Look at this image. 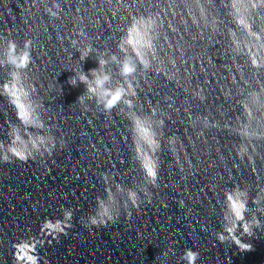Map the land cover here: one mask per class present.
Segmentation results:
<instances>
[{
    "label": "water",
    "instance_id": "95a60500",
    "mask_svg": "<svg viewBox=\"0 0 264 264\" xmlns=\"http://www.w3.org/2000/svg\"><path fill=\"white\" fill-rule=\"evenodd\" d=\"M26 41L17 68L9 43ZM106 90H122L111 108ZM230 194L259 221L235 232L250 250L218 238ZM101 203L112 220L93 225ZM188 249L264 264V0H0V264H188Z\"/></svg>",
    "mask_w": 264,
    "mask_h": 264
},
{
    "label": "clouds",
    "instance_id": "9594fccd",
    "mask_svg": "<svg viewBox=\"0 0 264 264\" xmlns=\"http://www.w3.org/2000/svg\"><path fill=\"white\" fill-rule=\"evenodd\" d=\"M53 15H55V13H53ZM137 26L136 23L134 22L133 26L129 29V33H132L136 30ZM30 42L25 43V51L17 54L15 52V42H10L9 43V60L10 62L15 65L17 68H24L27 67V65L30 62V53L27 51V48L29 46ZM135 70L134 66L131 65L129 62H125L122 65V74L127 75L132 73ZM92 72H94L95 70H90ZM88 79L87 76L85 75H81V81L82 82H86ZM108 79V77L105 75L103 77H98L95 81V87L93 86H89V91L91 92H95L97 87H103L105 81ZM102 95H104L106 97L105 99V108H111L114 104V99L116 97H118V99L120 98V96L122 95V90H117L114 94L109 92V91H105L104 93H102ZM33 147H38L37 145H33ZM8 153L10 154L11 157H17L20 160H26L28 157L31 156V152L29 151L27 155H23L20 152H13L10 149L8 150ZM9 154H6L3 156V159L5 161L9 160ZM51 154V153H50ZM152 180L156 179V174H152L151 175ZM134 198V196H133ZM229 209L231 211L232 214V221L229 224V227L227 229H224V232H220L218 233V238L220 241H224L226 239L224 233L227 232L228 236L232 237L233 242H235L240 249L242 250H250L251 249V245L250 244H246V243H242L241 240L235 235V232L237 230L238 227H242L244 233H251L252 232V226L253 224H258L259 221L258 220H253V221H246L245 220V213L248 209V202L243 199L242 197L239 196H233V195H229ZM98 215L100 217L99 220H97V218L95 216L90 217V222L91 224L95 225L97 223H105L106 221H111L112 220V216L107 208V206L103 205L101 203L100 205V211L98 212ZM71 217V213H68L65 215L64 220L62 221L64 225H67L69 218ZM105 217H107V219H105ZM226 222H227V217L225 218ZM64 229L61 227L59 229L58 232L63 231ZM185 258L188 260V264H195V261L199 255V253L188 249L185 252Z\"/></svg>",
    "mask_w": 264,
    "mask_h": 264
},
{
    "label": "snow or ice",
    "instance_id": "6c2138e0",
    "mask_svg": "<svg viewBox=\"0 0 264 264\" xmlns=\"http://www.w3.org/2000/svg\"><path fill=\"white\" fill-rule=\"evenodd\" d=\"M117 100H118V97H116L113 102L115 103ZM148 171H149L150 175L154 174V172L152 171L151 167H148Z\"/></svg>",
    "mask_w": 264,
    "mask_h": 264
}]
</instances>
